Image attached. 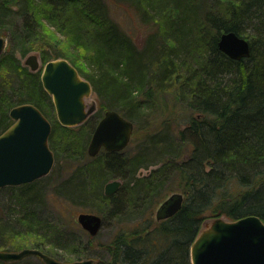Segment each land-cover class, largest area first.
Returning a JSON list of instances; mask_svg holds the SVG:
<instances>
[{
  "label": "trees",
  "instance_id": "16d2710c",
  "mask_svg": "<svg viewBox=\"0 0 264 264\" xmlns=\"http://www.w3.org/2000/svg\"><path fill=\"white\" fill-rule=\"evenodd\" d=\"M183 1L189 5L187 12L197 7V0ZM161 2L0 0V35L8 39L7 50L0 56V133L12 124L8 112L13 107L32 104L46 118L39 102L27 103L43 97L53 109L41 86V71L20 72L16 53L25 56L38 51L45 64L66 59V47L81 54L80 63L68 62L91 84L100 109L114 110L134 125L124 150L100 151L87 157L86 146L100 112L70 128L54 120L53 128L79 130L92 117L100 116L86 137H81V143H74L82 157L71 151V142L55 150L57 155L64 154L63 169L70 173L56 193L83 207H87L89 197L92 200L98 194L107 207L102 225L106 217L117 225L107 242L96 245L103 253L96 264H191L190 246L208 218L234 221L256 216L264 222V47L256 48L245 37L248 29L264 37V0H236L225 15L204 13V24L213 34L203 50L194 47L191 52L184 48L187 12L170 23L169 39L176 49L168 52L159 46L157 33L147 35L143 46L137 47L120 23L107 15L110 3L130 4L144 17L157 12ZM229 32L248 41V58L235 61L219 51V37ZM167 91L173 96L166 99L168 117L157 125L140 128L139 112L149 109L145 101L152 98L162 102L161 96ZM53 143L49 135L52 153ZM82 158L89 161L81 165ZM149 167L155 168L142 176L140 169ZM53 174H57L56 167L32 183L0 188V248H5L6 235L37 232L45 239L33 248L57 261L91 258L85 249L94 246L96 238L90 236L84 246L70 245L79 250L59 256V243L68 242L69 235L51 234L47 221L39 215L44 198L39 184ZM108 176L119 178L121 186L106 197L101 185ZM4 190L15 192L19 213L9 211V199L1 195ZM170 193L184 196L181 209L171 218L154 220L155 209Z\"/></svg>",
  "mask_w": 264,
  "mask_h": 264
},
{
  "label": "water",
  "instance_id": "95a60500",
  "mask_svg": "<svg viewBox=\"0 0 264 264\" xmlns=\"http://www.w3.org/2000/svg\"><path fill=\"white\" fill-rule=\"evenodd\" d=\"M0 37V54L4 49ZM217 47L231 60L248 58L250 46L246 39L229 32L219 37ZM31 72L39 69L38 57L24 61ZM41 86L50 96L57 122L63 127L81 125L95 112V104H87L93 94L91 84L63 58L46 62L40 75ZM12 125L0 134V188L32 183L49 174L54 163L48 146L51 125L32 104L13 107L8 112ZM134 125L114 110H106L97 122L87 145V155L96 156L101 150L120 152L130 143ZM121 181L104 185L106 197L115 194ZM184 196L172 193L155 211V220L173 217L182 207ZM76 221L83 231L94 237L102 226V218L92 213H80ZM191 264H264V222L256 216L234 221L212 220L197 234L190 246ZM38 257L44 264H93L91 260L61 263L37 249L1 252V262H16L24 257Z\"/></svg>",
  "mask_w": 264,
  "mask_h": 264
},
{
  "label": "rangeland",
  "instance_id": "374dc122",
  "mask_svg": "<svg viewBox=\"0 0 264 264\" xmlns=\"http://www.w3.org/2000/svg\"><path fill=\"white\" fill-rule=\"evenodd\" d=\"M156 1L157 2L162 1L161 6H159L160 8L158 7V11L154 13H150L148 11L149 12L148 16L147 14H145L144 17H141L138 12L134 11L133 6L127 3H120L119 5L118 4L116 5L114 3L108 4L107 5V15H108V18L114 20L115 22L120 23L121 29L124 32H127L132 37L137 47L141 48L143 46V41L147 37V35L151 33L153 34L157 33L159 46L163 47L162 49H165L166 52L173 51L176 49L175 48L176 46L174 42L169 39L172 33L170 23L181 18L187 12L186 10L189 9V5L183 0L181 1L156 0ZM235 1L236 0H197L196 1L197 7L194 10L187 12L188 14H186L188 17V20H186L188 34L186 36V44L184 46L185 50L191 52V48H194V47H198L203 50L205 48L204 46L206 45L208 38L211 37V35L213 34V30H211V28L207 27L204 24L205 23L203 21L204 13L214 14V15L216 14L218 15L219 13H221L225 15L226 10L229 8V6L234 5ZM245 34H246L245 37L248 38V41L254 42V45L256 48L257 46L264 47V37L262 34L259 35L258 32L251 31L249 29L245 31ZM0 37H2L5 42L4 49L1 53V55H3L5 51L7 50L8 39L1 35ZM64 50H67L68 52V55L66 57L67 61H69L68 59H71V60H75V62H79V63L81 62L80 53L75 52L74 50H71L68 47H66V49ZM31 54H35L38 57L40 71H41L44 64L42 63L40 59V54L38 51H32L26 54L25 56H20L18 53H16V55L14 56V58L19 63L20 72L33 73L30 71V69L27 66L24 65L25 59L27 58V56ZM2 74L6 75V70L4 68L2 69ZM171 98H173V96L171 95V92L167 91L163 94V96H161L162 102L156 99L153 100L152 98L150 100L145 101V104L149 103L148 105L149 109L145 110V113L139 112L140 113L139 116L141 117V119H139L140 128H144L148 124H151L153 126L157 125L160 122V120L166 119L165 116H167V113L170 112L169 111L170 109L167 108L168 103L166 99L170 100ZM34 100L35 101L33 102H27V103L39 102V104H41V111L46 113L45 114L46 118L51 125L50 135L54 142L53 143L54 144L53 156L54 154L56 155V157L54 158V164L52 168L55 169L56 167V173H57V174H53L49 176L48 178L44 179L39 184V186L42 188V195L44 198L39 206L38 212H39V215L41 214L40 216L42 217V219L44 221L45 220L47 221L48 223L47 226L50 228L49 232L51 234H54V231L55 233L58 232L61 235L65 234L63 235L64 238H66V236L69 235V238L67 239L69 240L68 242L66 240L62 242L59 241L61 242L59 243V246H61L62 248L58 249V255L59 254L64 255V254H67L68 252H70L68 254H72L71 253L72 251L79 250V249L76 247L70 246V245H76L77 243L78 244L81 243L84 246V244L87 242V236H89L78 225L76 221L77 215L80 213H92V214L99 215L101 218H104L107 212V207L100 202L98 194H95L96 195L95 199L92 198L91 200L89 197V199H87L88 201L86 202L87 207H83L81 205L67 201L64 196L58 195L56 193V188H58L59 185L65 179L69 177L70 173L66 172L63 169L64 163H65V156H63L64 154H62V156L60 154L57 155L55 150L58 145L64 144V142H71V148H72L71 151H73L74 154L77 153L79 156L81 155L82 157V153L80 151H77L76 148H74V143L77 142V145L81 143L80 140L83 139L81 137L83 136L86 137V134H87L86 131H88L89 128H91L92 123L96 122V120L100 116L92 117L90 119L91 122L85 125L83 129L77 130L76 128V129H71V130L70 129L60 130L57 127L53 128L55 125V122H57L54 108L51 109L48 102L43 97H41L40 99L34 98ZM86 102L88 105L94 103L96 107L94 113L100 112V115L102 117L106 109L105 110L100 109V103H99L100 101L94 93L91 95V97ZM98 121L99 119L97 120V122ZM86 150H87V146H86ZM87 157L89 156L87 155ZM57 158L59 159V161L56 163ZM81 161L82 162L79 164L85 165L89 160L82 158ZM154 168L155 167H149L148 169L142 168L140 169L139 172L142 176H146ZM113 180L120 181L119 178H116V176H108L107 178H105V180L103 181L101 185L102 194H104L103 193L104 185ZM85 181H87V183L89 184V179ZM1 195L4 196L5 199H9L8 205H9L10 212H15V213L20 212V207L18 206L20 204V203L18 204L19 200L16 197L13 198V196H15L14 191L4 190L1 193ZM15 201H17V204L15 203ZM89 208H92L94 211L91 212ZM155 211L153 214L154 220H155ZM221 218H224V217H221ZM212 220L214 219L208 218L207 220H205L204 223L201 225L199 231L203 230L205 226L209 224ZM116 229H117V225L114 223V221H112L109 217H106L105 222L101 226L99 232L97 233V235L94 236L96 240L94 241V243H92V245H94L92 247L93 248L95 247V248L93 249L91 246H88L89 248L85 249V253L89 254V256L91 255V258L81 257L80 260H77V261L88 259V260H91L93 264H96L97 260L103 255L101 250L97 248L96 245H98L99 243L107 242L111 238V236L114 234ZM56 238H58V235ZM44 239L45 238L40 236V234L37 232L31 233V234L30 233L24 234V235L14 232L12 235L5 236V238L3 239L5 248L3 247L0 248V251L1 252H19L23 249H34L33 245L39 240H44ZM51 240L54 241V238H51ZM72 240H73V243H71ZM48 242H51L52 244H54L50 240H48ZM55 245L57 244L55 243ZM37 258L33 256L24 257L22 259V263L23 264H40V261ZM58 262H61V261H58ZM71 262H75V261L61 262V263H71ZM42 264L44 263L42 262Z\"/></svg>",
  "mask_w": 264,
  "mask_h": 264
}]
</instances>
